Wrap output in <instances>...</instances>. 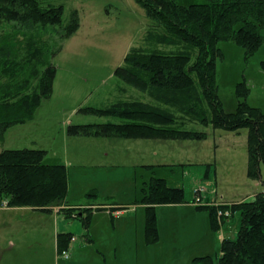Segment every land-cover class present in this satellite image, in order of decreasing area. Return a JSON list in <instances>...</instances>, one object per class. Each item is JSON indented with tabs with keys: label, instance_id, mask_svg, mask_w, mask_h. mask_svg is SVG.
Returning <instances> with one entry per match:
<instances>
[{
	"label": "trees",
	"instance_id": "obj_1",
	"mask_svg": "<svg viewBox=\"0 0 264 264\" xmlns=\"http://www.w3.org/2000/svg\"><path fill=\"white\" fill-rule=\"evenodd\" d=\"M137 2L154 24L142 45L130 49L115 73L153 101H117L108 107L81 108L120 121L70 125L69 132L202 140L208 133L188 129V124L212 125L235 133L247 129L248 174L264 184V111L248 103L251 89L245 79L236 84L235 110H226L217 83V58L223 55L219 42H235L244 49L246 60L264 45V0ZM63 14V4L46 0H0V141L10 127L32 120L42 101L53 94L57 72L53 58L60 49L53 40L56 34L60 39L70 36L79 26L74 18L62 27ZM260 65L264 70V60ZM43 154L39 148L0 151V206L6 203L8 207L30 206L41 211L65 206L69 217L78 218L77 208L67 201L66 166L44 163ZM143 192L141 201L147 205L145 238L151 244L159 237L156 206L184 202V189L169 186L165 178L154 175L144 182ZM88 195L95 197L94 202L98 200L95 190ZM204 207L210 210L215 228H219L220 220L225 223L238 212L240 228L236 237L222 240L217 263L213 256L205 255L194 257L191 264H264L263 191L251 200ZM219 210H230L231 214L219 219ZM84 211H88L86 216L80 218L88 227L92 208ZM72 237V233L59 234L61 252L69 248Z\"/></svg>",
	"mask_w": 264,
	"mask_h": 264
},
{
	"label": "rangeland",
	"instance_id": "obj_2",
	"mask_svg": "<svg viewBox=\"0 0 264 264\" xmlns=\"http://www.w3.org/2000/svg\"><path fill=\"white\" fill-rule=\"evenodd\" d=\"M46 1L64 5L62 27L74 18L79 26L66 38L55 35L53 41H58L60 49L53 58L57 68L53 94L42 101L32 120L7 130L0 141V151L39 148L44 150V163L64 164L68 174L67 201L72 204L94 202L95 197L88 195L91 190L97 192L98 203L144 204L141 201L144 182L154 175L165 178L169 186L184 189L185 201L156 206L159 237L150 244L153 245L150 249L143 246L139 251L135 240L138 236L135 229L146 224V204L138 210L144 214L137 219L128 218L131 207L124 216L112 218L118 236L125 227L126 240L133 246L119 249L115 264H191L194 257L205 255L213 256L217 263L226 229L236 237L241 218L237 212L225 223L220 220L219 228H215L210 210L204 205H210L211 201L216 205L230 204L228 200L236 202L247 196L251 200L258 192H264L261 179L248 174L247 129L235 133L212 125L188 124V129L208 133L202 140L70 133V125L120 121L81 108L108 107L117 101H153L146 92L118 78L115 70L131 48L142 45L154 23L137 0ZM218 46L223 55L217 58V83L224 108L235 110L236 84L245 79L251 89L248 103L264 111V70L260 65L264 45L249 60L245 59L244 49L233 41H221ZM151 165L154 167L148 169ZM45 217L48 216L37 217L38 225L49 224L44 222ZM218 217H222L219 212ZM78 218L67 220L69 224L75 222L73 237L80 243L85 238L83 230L80 231L83 222L81 225ZM128 253L130 260L125 258ZM84 260L90 264L91 256Z\"/></svg>",
	"mask_w": 264,
	"mask_h": 264
},
{
	"label": "crops",
	"instance_id": "obj_3",
	"mask_svg": "<svg viewBox=\"0 0 264 264\" xmlns=\"http://www.w3.org/2000/svg\"><path fill=\"white\" fill-rule=\"evenodd\" d=\"M247 199H249L248 196L237 201ZM227 202H234V200ZM94 203L93 205H88V202L74 203L72 206L77 208L75 213L79 216H86L88 211L84 209L92 208V215L89 226L83 225V229L80 227V231L84 232V241L78 243L77 240H71L67 258L60 251L59 234L72 233L73 235L76 231L75 222L69 224L67 220L75 218L69 217L64 211L65 206H54L49 211L37 210L30 206H0V264H85L84 259L90 256V264H115L119 249L127 250L133 246L130 240H126L125 227H123L122 235L118 236L117 226L112 218L115 219L118 215L124 216L131 207L128 218L137 219L140 214L138 210L146 206L136 203L128 206L116 202L104 205ZM209 204L214 202L211 201ZM98 207L102 209L99 210ZM38 216H48L43 219L49 224L38 225ZM99 218L100 224L97 226ZM78 221L82 225V221L80 219ZM68 224L74 226V229ZM135 230L138 233L135 239L138 250L140 251L143 246L150 249L153 245L146 242L144 226L140 225ZM230 232L227 228L225 237L234 238ZM72 243H74L73 246ZM125 258L132 259L131 254H126Z\"/></svg>",
	"mask_w": 264,
	"mask_h": 264
},
{
	"label": "built area",
	"instance_id": "obj_4",
	"mask_svg": "<svg viewBox=\"0 0 264 264\" xmlns=\"http://www.w3.org/2000/svg\"><path fill=\"white\" fill-rule=\"evenodd\" d=\"M2 207H6V203H3V204H2ZM218 212H219V216L224 215V216L227 217V216H230V214H231L230 210H225V211L219 210ZM71 240L74 241L75 238L72 237ZM61 253H62L63 256H65L66 258L68 257V249H67V250H63Z\"/></svg>",
	"mask_w": 264,
	"mask_h": 264
}]
</instances>
